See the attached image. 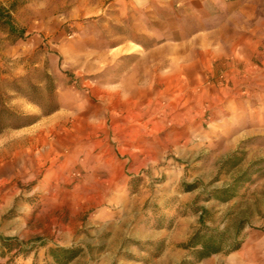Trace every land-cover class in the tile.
<instances>
[{"label": "rangeland", "instance_id": "374dc122", "mask_svg": "<svg viewBox=\"0 0 264 264\" xmlns=\"http://www.w3.org/2000/svg\"><path fill=\"white\" fill-rule=\"evenodd\" d=\"M10 9L14 33L0 14V264H55L56 246L83 249L69 264H264V0ZM232 66L245 83L213 99ZM203 209L237 250L198 260L138 237L142 214L158 227L196 216L192 234Z\"/></svg>", "mask_w": 264, "mask_h": 264}, {"label": "trees", "instance_id": "16d2710c", "mask_svg": "<svg viewBox=\"0 0 264 264\" xmlns=\"http://www.w3.org/2000/svg\"><path fill=\"white\" fill-rule=\"evenodd\" d=\"M0 14L5 17L7 23L10 24V30L14 33L16 26L12 22V14H5L0 9ZM22 32V31H21ZM23 33V32H22ZM193 185L185 187V191H192ZM222 193H228L229 187H222L217 189ZM234 194L231 193L226 195L222 200L228 201L233 198ZM204 209L200 215V226L194 230L189 236L188 240L182 243L180 246L184 249L194 250L198 260L208 258L214 254L221 253L224 251H234L240 247V243H234L229 240L228 235L225 231H220L214 228L208 227L204 222ZM83 249L77 246H56L49 249V255L53 257L55 264H69L76 259Z\"/></svg>", "mask_w": 264, "mask_h": 264}, {"label": "crops", "instance_id": "0c3cea01", "mask_svg": "<svg viewBox=\"0 0 264 264\" xmlns=\"http://www.w3.org/2000/svg\"><path fill=\"white\" fill-rule=\"evenodd\" d=\"M16 0H0V9L5 14L11 13L14 14L13 11L10 9L12 4ZM182 39H186L185 37ZM178 46H182V42H178ZM243 42L238 44L234 50V53L236 56H239L240 58H243L245 55L242 48H243ZM180 53V52H179ZM228 74V83L226 84V88L219 87L217 88L218 92L216 91V94L213 95V99H234V96L231 95V92H234L233 90L237 89V87L243 85L245 83V76L246 74L243 73V71L239 68H236L232 66L229 70L226 71ZM230 74V75H229ZM230 84V85H229ZM262 85L261 83H259ZM229 85V86H228ZM231 91V92H229ZM141 213V210H140ZM151 217V216H150ZM156 216H152L154 219ZM146 217L142 214L140 218L137 220V226L136 231L140 233L138 236L139 238L145 239H151V240H160L166 242L168 244L170 241L178 243L179 247L182 248L180 245L183 242H186L191 235V229L192 226L196 223L197 217L192 215H183L179 216L175 220V222L171 226L162 225L161 227L141 223L142 220H144ZM160 221H164V218L159 219ZM162 243V242H161ZM184 249V248H183Z\"/></svg>", "mask_w": 264, "mask_h": 264}]
</instances>
